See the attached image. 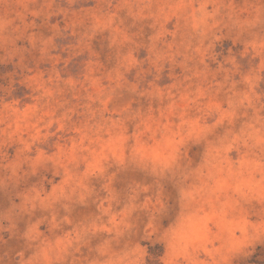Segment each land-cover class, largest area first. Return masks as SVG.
I'll return each mask as SVG.
<instances>
[{"label": "rangeland", "instance_id": "obj_1", "mask_svg": "<svg viewBox=\"0 0 264 264\" xmlns=\"http://www.w3.org/2000/svg\"><path fill=\"white\" fill-rule=\"evenodd\" d=\"M0 264H264V0H0Z\"/></svg>", "mask_w": 264, "mask_h": 264}]
</instances>
